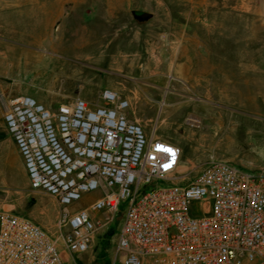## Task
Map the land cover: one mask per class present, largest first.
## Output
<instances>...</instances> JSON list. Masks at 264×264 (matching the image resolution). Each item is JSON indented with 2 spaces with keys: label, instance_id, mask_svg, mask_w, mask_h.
<instances>
[{
  "label": "built area",
  "instance_id": "built-area-1",
  "mask_svg": "<svg viewBox=\"0 0 264 264\" xmlns=\"http://www.w3.org/2000/svg\"><path fill=\"white\" fill-rule=\"evenodd\" d=\"M128 107L109 88L98 103L53 108L27 94L7 99L3 121L29 183L59 210L53 232L0 210V264H66L118 212L121 264H264V168L212 159L187 178L182 149L156 128L146 134ZM96 189L102 196L70 209Z\"/></svg>",
  "mask_w": 264,
  "mask_h": 264
},
{
  "label": "rangeland",
  "instance_id": "rangeland-1",
  "mask_svg": "<svg viewBox=\"0 0 264 264\" xmlns=\"http://www.w3.org/2000/svg\"><path fill=\"white\" fill-rule=\"evenodd\" d=\"M142 6L157 17L153 13L157 10L152 2ZM163 7L172 14L173 25L190 27L196 31L195 44L184 45L189 55L196 54L194 58L200 61L209 58L219 69L227 72L238 70V75L233 77V80L238 81V100L214 96L210 101L211 106L227 107V114L223 115L225 120L232 118L238 122V131L234 134L237 145L214 148L199 134L195 139L199 145L182 148L180 169L187 178H192L208 161L226 160L218 154L213 155L214 150L225 156L237 155L236 159L227 161L238 167L239 153L244 167L252 171L264 168V152L243 146L246 145L243 139L247 129H250L254 138H264V0H163ZM7 14L10 15L9 12ZM136 18L133 16L131 20L123 19L122 22L127 26L139 24L147 27L170 24L160 14L158 19ZM28 22L22 20V23ZM14 37L21 38L24 43L10 41ZM36 37L41 43L28 45L24 38L33 42V36H14L10 34L9 28H0V210L30 217L53 232L59 205L53 197L29 183L19 151L3 121L7 99L16 94H27L52 108L59 102L77 96L95 101L99 98V90L112 77L96 68L100 66L92 61L81 64L76 58L66 57L62 52L51 49L44 43L43 35ZM159 70L164 71V67ZM175 85L176 81L166 74L148 75L146 82L140 83L144 95L150 98L165 96L168 103L178 99L177 95H171ZM182 93L180 100L188 104L182 114L168 115L166 122H150L148 129H144L146 134L149 135L156 128L158 137L171 141L172 137L186 134L188 127L199 125L189 120L187 115L192 109L189 103L192 99L187 91ZM134 112L146 118L153 115L150 103L144 98L137 102ZM255 146L259 149V144ZM186 157L196 158L197 161L193 165L191 162L186 165ZM154 183L166 185L163 181ZM102 194L100 189L89 191L78 202L71 204L70 209L86 207ZM123 208L122 203L120 210ZM120 219L121 213L118 212L107 226L95 233L90 248L69 257L66 264H121V257L115 252Z\"/></svg>",
  "mask_w": 264,
  "mask_h": 264
},
{
  "label": "crops",
  "instance_id": "crops-1",
  "mask_svg": "<svg viewBox=\"0 0 264 264\" xmlns=\"http://www.w3.org/2000/svg\"><path fill=\"white\" fill-rule=\"evenodd\" d=\"M150 2L157 10L151 12L157 17L142 6ZM133 11H146L153 19H158L160 14L170 24L127 26L122 20H131ZM23 19L30 22L22 23ZM0 28H9L14 36H33V42L24 38L28 45L41 43L36 36L43 35L44 43L51 49L62 52L66 57H74L81 64L92 61L100 66L96 68L112 77L104 88L112 89L128 100L130 109L126 112L127 117L144 125L145 130L150 122H166L168 115H181L188 104L180 99L182 92L187 91L192 99L189 102L192 109L187 116L199 125H192L186 134L170 139L181 149L199 145L195 142L199 134L214 148L237 145L234 134L238 131V122L232 118L225 120L223 115L227 114V107L211 106L210 101L214 96L238 100V81L233 80L238 70L227 72L219 69L209 58L200 61L194 58L196 54L189 55L184 45L195 44L196 31L173 25V16L163 7V0H0ZM186 35L191 37L186 38ZM10 41L24 43L19 37L10 38ZM161 67H164L162 72L159 70ZM158 74L170 75L176 81L171 89V95H177L176 101L168 103L165 96L150 98L144 95L140 83L146 82L148 75ZM142 98L150 103L151 117H141L134 112L135 105ZM85 100L99 102V98ZM235 103L238 106V101ZM246 132L244 148L264 152V138H254L250 129ZM224 140L227 141L222 144ZM258 144L259 149L255 146ZM215 151L213 155L218 154L226 161L237 158V155L230 157ZM240 156L238 153V163L244 167ZM196 161V158L186 157V165L188 162L193 165ZM64 257L68 259L67 254Z\"/></svg>",
  "mask_w": 264,
  "mask_h": 264
},
{
  "label": "water",
  "instance_id": "water-1",
  "mask_svg": "<svg viewBox=\"0 0 264 264\" xmlns=\"http://www.w3.org/2000/svg\"><path fill=\"white\" fill-rule=\"evenodd\" d=\"M133 15L138 18H148L150 14L146 11H133Z\"/></svg>",
  "mask_w": 264,
  "mask_h": 264
}]
</instances>
